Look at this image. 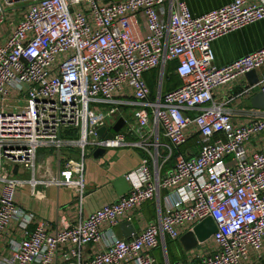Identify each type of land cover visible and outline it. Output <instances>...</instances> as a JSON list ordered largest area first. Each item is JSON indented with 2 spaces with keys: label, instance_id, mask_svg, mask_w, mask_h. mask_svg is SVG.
Returning a JSON list of instances; mask_svg holds the SVG:
<instances>
[{
  "label": "built area",
  "instance_id": "1",
  "mask_svg": "<svg viewBox=\"0 0 264 264\" xmlns=\"http://www.w3.org/2000/svg\"><path fill=\"white\" fill-rule=\"evenodd\" d=\"M262 20L264 0H232L200 16L182 0H0V264H169L155 256L161 242L208 218L211 248L173 264L263 259L264 148L247 144L264 133V112L235 126L213 93L264 66V47L222 67L211 48ZM171 62L182 84L163 92ZM151 71L154 95L144 78ZM250 93L264 97V75L241 95ZM119 119L123 127L110 132ZM191 141L195 151L182 150ZM128 147L142 153L124 176L130 190L83 218L85 160ZM24 186L36 199L71 188L78 220L52 230L18 203ZM148 202L156 222L118 238L119 224ZM90 246L100 249L85 257Z\"/></svg>",
  "mask_w": 264,
  "mask_h": 264
},
{
  "label": "crops",
  "instance_id": "2",
  "mask_svg": "<svg viewBox=\"0 0 264 264\" xmlns=\"http://www.w3.org/2000/svg\"><path fill=\"white\" fill-rule=\"evenodd\" d=\"M185 2L192 16H200L204 13L223 6L232 0H182ZM140 26V34H146V26L141 15L137 16ZM264 47V20L248 25L236 32L230 33L222 38L217 39L211 44L214 55V65L222 67L237 59H240L260 48ZM175 62L168 64L162 86L163 92H168L182 84L181 80L174 74ZM258 80L264 75V66L256 71ZM158 71L148 72L144 78L147 85L152 91V95L156 93L155 77L157 78ZM245 79H240L238 82L227 85L218 89L213 93V98L216 103H225L224 108L231 114V121L235 126L248 124L258 119L264 110L255 109L250 104V98L257 93H250V96L241 95L247 88ZM110 132L113 133L111 130ZM109 132V133H110ZM129 141L131 138H128ZM164 143V140H161ZM188 148V147H184ZM264 148V133L256 139H253L247 144L249 152L257 151ZM192 149V148H191ZM195 151V150H193ZM142 153L136 148H120L114 150H105L102 156L97 158L91 157L85 160L84 179L88 188V197L86 198L82 216H87L90 212L100 208L104 204L115 202L119 196L113 186V183L134 171L139 165ZM169 169H163L168 171ZM166 195L161 193V197ZM18 203L27 211L34 214L38 219L44 220L51 224L52 230L60 229L63 222L73 224L79 214L75 203V194L71 188H56L49 187L45 190V194L41 198H33L29 194V188L24 186L17 194ZM133 217L131 224L137 234L142 227L148 223H154L157 220V208L154 202H148L143 207L132 213ZM115 234L118 238H124L119 228L115 229ZM131 237V236H130ZM129 237V238H130ZM125 238V239H129ZM212 243L210 239L199 244L196 248L187 251L183 245L176 241L161 242L160 247L154 251L156 258L160 263L168 260L170 264L176 261H187L191 263L197 262V257L206 249H210ZM100 249L99 246H90L85 249V257L91 256L95 250ZM166 250L169 252L170 260L167 258ZM161 251V253H160ZM165 251V252H164ZM161 255L159 257V255ZM59 264V261L57 262Z\"/></svg>",
  "mask_w": 264,
  "mask_h": 264
},
{
  "label": "water",
  "instance_id": "3",
  "mask_svg": "<svg viewBox=\"0 0 264 264\" xmlns=\"http://www.w3.org/2000/svg\"><path fill=\"white\" fill-rule=\"evenodd\" d=\"M114 2H118L120 0H113ZM244 79L248 86H253L257 84L258 78L255 71H250L249 73L245 74ZM250 104L253 108L264 110V97L262 94L257 93L253 97L250 98ZM123 127L122 119H119L115 125L112 127V131L114 133L119 132L120 129ZM105 133V129L101 128L97 131L98 137H102ZM112 133H108L105 135V139H112ZM105 150H97L94 152L93 157L97 158L104 154ZM113 186L116 190V193L119 197L124 196L129 190L130 187L125 181L124 177L117 179ZM119 230L121 231L124 238H129L131 234L135 232L133 225L131 222L124 221L119 224ZM216 233V226L213 221L208 218L196 226L192 228L191 231L183 234L179 238V242L183 245L184 249L190 251L196 248L199 244H203L207 242L214 234ZM256 264H264V258L261 259Z\"/></svg>",
  "mask_w": 264,
  "mask_h": 264
},
{
  "label": "trees",
  "instance_id": "4",
  "mask_svg": "<svg viewBox=\"0 0 264 264\" xmlns=\"http://www.w3.org/2000/svg\"><path fill=\"white\" fill-rule=\"evenodd\" d=\"M192 142V141H191ZM190 143V142H189ZM188 145V144H187ZM194 146V142H193V144H189L187 147H189V148H192V150H195V148L196 147H193ZM181 152V149H178V150H175L174 151V156H176L177 154H179ZM172 167V160H170V161H168L166 164H165V168L164 169H170ZM168 241H171V240H169V239H165V244H166V246L168 245ZM167 252H168V250H167ZM159 255V254H158ZM155 256H156V254H155ZM167 256H168V254H167ZM159 257H160V255H159ZM170 264V263H169Z\"/></svg>",
  "mask_w": 264,
  "mask_h": 264
},
{
  "label": "rangeland",
  "instance_id": "5",
  "mask_svg": "<svg viewBox=\"0 0 264 264\" xmlns=\"http://www.w3.org/2000/svg\"><path fill=\"white\" fill-rule=\"evenodd\" d=\"M155 82H158V79L155 77ZM157 84V83H156ZM191 145V144H193V142H190V143H188V145ZM188 145H186V146H184V147H187ZM184 147L182 148V150L184 149ZM165 252V251H164ZM160 253H161V251H160ZM166 253L168 254V259L170 260L171 258H170V256H169V252H167V250H166ZM161 256V255H160Z\"/></svg>",
  "mask_w": 264,
  "mask_h": 264
}]
</instances>
